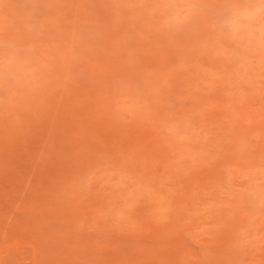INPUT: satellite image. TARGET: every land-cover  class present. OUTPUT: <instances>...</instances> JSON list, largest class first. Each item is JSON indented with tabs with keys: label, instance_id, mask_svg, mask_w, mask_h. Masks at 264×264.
Instances as JSON below:
<instances>
[{
	"label": "rangeland",
	"instance_id": "obj_1",
	"mask_svg": "<svg viewBox=\"0 0 264 264\" xmlns=\"http://www.w3.org/2000/svg\"><path fill=\"white\" fill-rule=\"evenodd\" d=\"M0 264H264V0H0Z\"/></svg>",
	"mask_w": 264,
	"mask_h": 264
}]
</instances>
